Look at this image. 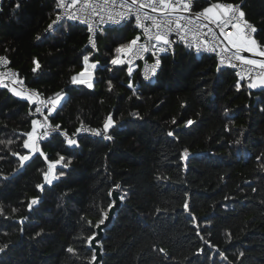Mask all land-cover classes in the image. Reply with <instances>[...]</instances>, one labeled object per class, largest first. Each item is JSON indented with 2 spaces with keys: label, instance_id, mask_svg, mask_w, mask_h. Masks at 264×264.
<instances>
[{
  "label": "trees",
  "instance_id": "1",
  "mask_svg": "<svg viewBox=\"0 0 264 264\" xmlns=\"http://www.w3.org/2000/svg\"><path fill=\"white\" fill-rule=\"evenodd\" d=\"M215 1L240 3L264 45V0ZM58 12L57 0H6L0 12V55L45 98L65 95L50 119L78 132V146L55 132L24 147L36 102L0 84V264H95L87 238L114 188L123 199L98 264H264V85L183 43L145 79L111 63L140 38L132 21L102 28L93 50L82 24L47 31ZM87 55L91 87L73 79Z\"/></svg>",
  "mask_w": 264,
  "mask_h": 264
},
{
  "label": "built area",
  "instance_id": "2",
  "mask_svg": "<svg viewBox=\"0 0 264 264\" xmlns=\"http://www.w3.org/2000/svg\"><path fill=\"white\" fill-rule=\"evenodd\" d=\"M6 0H0V12L2 11L3 3ZM147 0H138L135 6H131V0H76V3H72V0H57L59 12L57 17L51 21V28L48 27V32H53L55 27L63 21H71L82 24L87 27L89 31V38L87 46L90 49L96 50L98 47V33L104 27H113L120 24L123 21H132L139 33V40L137 44L133 46L132 53H124L121 58L127 63L128 70L130 72L140 71L141 75L145 79L153 78L162 62L163 55L167 53H173L176 45L179 43L187 44L199 54H211L215 57L218 67L229 66L234 68L236 72L244 78L248 85L256 83L257 80L264 78V68L257 65H249L241 60L235 58V55H241L237 52V49L233 48L225 38V33L228 36L234 35L237 28L234 26L237 23L241 28H244V21L254 27L244 16L239 19H234L232 24L218 27L219 21L211 19L213 14H219L220 19H225V9L223 7L214 9L213 14L199 15L203 12V9L209 7L212 4H219L222 6H229L231 11L227 12L228 16H231L233 12L239 17V12L242 11L240 3H231L228 1H210L205 7L200 10L196 9L198 0H171V4L176 7V11L173 12L171 8L165 9L163 5L159 4V0H155L157 3V10L153 11L151 7H143L140 9L141 21L138 23L136 20V9L140 7L141 3H145ZM183 3H190L191 7L188 10L182 9ZM123 13L124 15H119ZM75 16V19L72 17ZM111 16V19H109ZM151 17V20L143 19V17ZM59 17V19H58ZM179 21L181 27H176V21ZM167 21H172L167 28L164 24ZM55 22V23H54ZM154 22H161V34L166 35L169 44H164L163 41L156 42L155 36L158 29L155 27ZM143 24L144 27L140 25ZM49 25V26H50ZM171 29L169 31L168 29ZM255 28V27H254ZM91 29V31L89 30ZM255 33H252L250 29L244 28V34L247 38H256ZM250 34V35H249ZM90 37L94 40L95 46L90 43ZM260 50L264 51V45L260 44L257 40ZM141 45H144L148 51L142 52L139 56L133 53ZM163 47L165 51L159 49ZM242 56V55H241ZM159 59L160 64L155 68V71H151L152 66L156 60ZM223 61V63H221ZM94 68H92L93 70ZM88 83L92 85V80H88ZM0 84L12 87L13 90L20 93V95L26 99L36 102V134L35 144L40 145L42 139L52 135L55 132L62 133L68 139L76 140L78 132L68 134L62 130L58 124H55L50 119V103L52 99L45 98L38 91L37 88L30 86L20 75L18 69L11 65L10 60L6 54L0 55ZM39 108V111H37ZM58 126V127H57ZM90 132L89 130L82 129L80 132ZM47 133V136L44 134ZM98 134V132H91Z\"/></svg>",
  "mask_w": 264,
  "mask_h": 264
},
{
  "label": "snow or ice",
  "instance_id": "3",
  "mask_svg": "<svg viewBox=\"0 0 264 264\" xmlns=\"http://www.w3.org/2000/svg\"><path fill=\"white\" fill-rule=\"evenodd\" d=\"M125 2H127V0H125ZM72 3H76V0H72ZM137 3H138V0H131V6H135ZM159 4L163 5L165 9L171 8V10L173 12L176 11V7L171 4V0H159ZM143 7H151L153 9V11H156L157 10V3L155 2V0H147V2L140 4V7L136 9V20H137L138 23L142 19L141 15H140V9L143 8ZM190 7H191L190 3H183L182 4V9L183 10H188ZM221 7H223L225 9V13H224L225 14V19H220V15L219 14H213L214 13V9L221 8ZM229 11H231V8L229 6H222V5H219V4H212L209 7L203 9V12L200 13L199 15L203 16V15H206V14H213L211 19H213L214 21H219V23L217 24L218 27H223V26L232 24V21L234 19H239V18H242L244 16V13L242 11L239 12V17H237L235 15V12H233L231 16H228L227 12H229ZM119 15L122 16L124 14L120 13ZM72 18L75 19V16H73ZM58 19H59V17H58ZM109 19H111V16H109ZM143 19L151 20L152 18L149 16V17H143ZM154 23H155V27L158 29L157 34L155 36L156 42L159 43L160 41H163L164 44H169L170 41L167 40L166 35L161 34V32L159 31V29H161V27H162L161 22H154ZM171 23H172V21H167V23L164 24V27L167 28L168 25H170ZM243 23H244V28L250 29L252 33L256 32V29L253 26H251L250 24H248L247 21H244ZM140 26L144 27L143 24H141ZM234 26L237 28V31H236V33H234V35L228 36L227 33L224 34L225 38L227 39V42L233 48L237 49V52H239L241 50H246L248 52H253L254 50H257L258 51V55L261 56V57H264V51H259L258 49H256V41L247 38V36L244 34V28H241L239 23H237ZM49 27L51 28V25ZM176 27L177 28L181 27V25H180L178 20L176 21ZM89 30L91 31V29H89ZM168 30L171 31L170 28ZM138 40H139V37H137L136 39L130 41L128 44H120L115 49V52L118 55L111 60V63L113 65L124 63V61H122L120 59L119 54H121V53H132L133 46L137 44ZM90 43L93 45V47L95 46V42H94V40L91 37H90ZM159 50L162 51V52L165 51V49L163 47H161ZM144 51H148V49L144 45H141L139 48L136 49V51L133 54L139 56ZM235 58L238 59V60H241L244 63L249 64V65H257V63H258L254 59H247L246 57L238 55V54L235 55ZM88 59H89L88 56L84 57V61L85 62H87ZM221 63H223V61H221ZM159 64H160V61H159V59H157L155 64L152 66L151 71L154 72L155 68ZM91 67L95 68L96 65L92 64ZM259 67L260 68H264V61H260L259 62ZM129 71H131V69H129ZM80 75L83 76L84 73H81ZM73 79L75 80V78H73ZM79 82L80 83H87L89 87L92 86L90 83H88L85 80H80ZM260 83H261V85H264V80H261ZM109 86H111V82H109ZM250 86L253 87V88L257 87V85L255 83L251 84ZM129 87H131V85H129ZM13 91H15V90H13ZM16 94L20 95L19 92H17ZM59 99H60L59 94H57V97L55 99L49 101V103H50V109L49 110L50 111L54 110L56 108L57 103L59 102ZM37 111H39V108H37ZM32 123H33L34 127H33L31 132L26 134L28 136V140H26L24 142V147L32 148L34 151H38V149H36L35 145H34L35 133H36L35 125L38 122L37 121H33ZM187 123L190 125V124H192V121L189 120ZM112 124H113V121H112L111 117H109L107 122L104 124V129L107 130ZM44 135L47 136V133H45ZM170 135H171V133H170ZM67 144L69 146H78L77 145V141L74 140V139H68L67 140ZM185 155H187L186 152H185ZM29 158L30 157L28 155L20 157L21 160H28ZM60 160H63V157H60ZM45 177L47 178V173L45 174ZM48 182L51 183V181H48ZM120 199H123V197H120ZM36 202L37 201L35 199H33L31 201V204H35ZM31 204L29 205V207H31ZM185 208H187V204H185ZM100 223L102 224L103 220H101ZM94 239H95L94 235L87 238V241H88L89 245H91V243H92V241ZM2 250L3 249H0V251H2ZM68 251L71 252L72 249L69 248ZM92 259H93V261H95V259H96L95 255H93Z\"/></svg>",
  "mask_w": 264,
  "mask_h": 264
},
{
  "label": "water",
  "instance_id": "4",
  "mask_svg": "<svg viewBox=\"0 0 264 264\" xmlns=\"http://www.w3.org/2000/svg\"><path fill=\"white\" fill-rule=\"evenodd\" d=\"M112 197L115 199V203L110 207L107 217L105 218L102 224H99L97 227L98 233L95 235V239L92 241L91 245L95 248L96 259L94 261L95 264H98L101 258V245L99 244V240L103 236V228L108 226L112 220L115 210L118 208L121 202V194L118 188H114L112 190Z\"/></svg>",
  "mask_w": 264,
  "mask_h": 264
},
{
  "label": "rangeland",
  "instance_id": "5",
  "mask_svg": "<svg viewBox=\"0 0 264 264\" xmlns=\"http://www.w3.org/2000/svg\"><path fill=\"white\" fill-rule=\"evenodd\" d=\"M123 54L124 53H121L119 56L121 57ZM92 64H95V61H93V60H91L89 58L88 61L85 62L84 68L78 74H76L75 79L78 80V81H80V80H85V81L92 80L93 79V70H92V67H91ZM81 73H84V75L81 76L80 75ZM257 87H259V86H257ZM9 88L11 90H13L12 87H9ZM64 96L65 95H63V94L59 95L60 99H59V102L57 103V105L64 99ZM55 98H53V99H55ZM51 178H53V175L52 174H48L47 175V180L51 181Z\"/></svg>",
  "mask_w": 264,
  "mask_h": 264
},
{
  "label": "crops",
  "instance_id": "6",
  "mask_svg": "<svg viewBox=\"0 0 264 264\" xmlns=\"http://www.w3.org/2000/svg\"><path fill=\"white\" fill-rule=\"evenodd\" d=\"M248 39L255 40V41H256V49H258L259 51H261V50H260V47H259V44H258L256 38H248ZM239 52L241 53L242 56L246 57L247 59H254V60H256L258 63H259L260 61H264V57L259 56L257 50H254L253 52H248V51H246V50H241V51H239ZM261 80H264V78H261V79L257 80L255 84H256L257 86H262L261 83H260ZM14 92L17 93V91H14Z\"/></svg>",
  "mask_w": 264,
  "mask_h": 264
}]
</instances>
